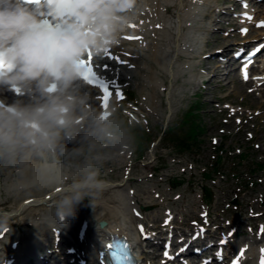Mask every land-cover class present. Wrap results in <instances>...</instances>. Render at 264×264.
<instances>
[{
  "label": "rangeland",
  "instance_id": "obj_1",
  "mask_svg": "<svg viewBox=\"0 0 264 264\" xmlns=\"http://www.w3.org/2000/svg\"><path fill=\"white\" fill-rule=\"evenodd\" d=\"M247 2L244 5L243 0H205L201 10L209 11L211 15H201L197 20L198 28L192 31L196 36L194 41L181 39L188 32L187 26L178 29L172 25L168 32L161 31V37H165L161 48L166 60H171L169 67L148 55L151 44L147 38L142 44H124L135 49L142 57L113 52L107 58V52L102 51L96 54L106 68L105 74L116 81L108 106L111 115L105 121L108 125L106 133H97L94 124V116L103 111L101 103L94 105L98 91L85 86L81 87L80 94L76 93V89L73 91L74 95L84 100L80 106L83 109L77 111V116L87 114L85 119L79 120L83 121L79 126L84 130L83 135L75 145L63 150V157L69 156V161L64 158L53 161L50 156L47 160L62 165V169L66 170L65 177L81 174L82 179L87 170L80 165L85 157L92 158L90 171L98 173L97 179L103 181L104 186L88 190L77 212L94 215L107 205L125 211L126 224L136 235V250L143 264H163L165 241L160 237H171L172 241L178 239L180 243L176 249L180 250L186 246L185 238H191L189 235L193 230L201 227L206 228L205 232L212 236L206 240L208 244H217L226 235L231 253H236L243 243L254 246L259 240L264 241V232L261 231L264 229V85H256L254 77L251 81L242 82L240 72L231 68H228V71L232 70L231 75L226 79L210 80L212 71L208 68L214 59L231 58L237 47L246 48L263 37L264 26L246 34L241 32L243 22L240 13L245 7L255 12L254 19L264 17V0ZM214 8H217L216 11H212ZM171 13L172 21L182 14L176 8H172ZM176 37H179V41ZM255 37L258 39H252ZM189 44L192 51L172 56L173 51ZM225 46L228 50L223 53L224 57L218 51ZM211 54L216 56L209 57ZM107 60H110L109 63H102ZM263 60L264 57L258 64L261 65ZM260 69L258 65L255 67L254 76ZM19 91L11 92L17 100L24 102L27 99L31 102L32 97L24 90ZM0 98L7 101L2 93ZM197 106L201 108L204 130L196 147L181 151L174 143L164 140V130L179 123L190 107ZM124 118L131 123L141 122L147 136L154 140L142 159L138 146L126 132L119 130V123ZM76 151L82 152V155L74 158L72 154ZM118 153L125 159V168L117 169L115 162L102 165L103 160H113ZM97 156L99 160L94 159ZM216 160L221 161L220 173L215 170ZM32 161L37 164L43 162L38 159ZM29 162L0 170V230L12 231L9 238L0 237V246L11 247V240L18 235L20 248H23L25 239L33 237L32 250L35 254L31 256L35 258V263L38 261L34 255L48 253L49 264H67L69 256L71 260L80 258L87 249V242H82L79 248L74 240L82 216L63 221L70 226L75 220L74 234L55 224L56 220H60L57 201L65 194L67 186L75 181L57 189L52 202L31 203L33 205L20 210L25 196L40 197L48 191L47 188L40 189L41 184L34 182L11 193L7 191L8 184L18 181L21 173V178H24ZM0 164L6 167V161H0ZM236 172L243 174V179L239 180ZM132 173L135 181H130ZM146 190L151 192L149 197ZM208 193L212 194V201H208ZM135 194L141 199L137 200ZM235 199L237 202L233 203ZM198 220H203V223L199 224ZM42 222L64 234L67 243H62V236L58 233L54 235L53 230L46 231ZM157 225L161 227L156 230L154 226ZM163 227L167 228L166 232ZM2 234L0 232V236ZM59 238L61 241L57 244ZM75 244L77 253L74 256L66 255L68 248ZM209 250L203 249L199 255L193 256V259L187 258L185 262L175 260L165 264H197L198 258L204 253L208 254ZM0 252L3 253L1 247ZM9 257L15 260L23 258L15 251L8 253L7 257H0V263Z\"/></svg>",
  "mask_w": 264,
  "mask_h": 264
},
{
  "label": "clouds",
  "instance_id": "obj_2",
  "mask_svg": "<svg viewBox=\"0 0 264 264\" xmlns=\"http://www.w3.org/2000/svg\"><path fill=\"white\" fill-rule=\"evenodd\" d=\"M136 0H0V90L21 88L31 103L16 100L0 104V161L24 165L36 158L33 182H57L55 161L62 139L77 131V116L84 100L73 94V85L82 79L80 64L91 50L99 54L132 22ZM107 114L94 116L97 133L107 132ZM73 157L82 152L76 151ZM94 159L99 160L100 157ZM86 175L67 186L57 201V215L74 217L90 189L104 182L90 171L92 158L80 165ZM23 174V173H21ZM18 181L14 187H22Z\"/></svg>",
  "mask_w": 264,
  "mask_h": 264
},
{
  "label": "bare ground",
  "instance_id": "obj_3",
  "mask_svg": "<svg viewBox=\"0 0 264 264\" xmlns=\"http://www.w3.org/2000/svg\"><path fill=\"white\" fill-rule=\"evenodd\" d=\"M205 2V0H136L135 3V7L134 9L131 11V14L128 12L125 13L126 15H130L133 17V20L131 23L128 24L127 28L122 32L119 33L117 36V42L109 44L108 46H106L103 50V52H107L110 54L111 53H116V54H123V55H136L138 57H142V55L139 54V52H136L135 49L129 48V47H125L126 45H124L127 42L130 43H139L142 44V42L144 41L145 38L148 39V41L151 44V48H150V52H149V56L152 58H158L161 65H165V66H170L171 60H166L165 55H164V50L161 48V46L163 45L164 41H165V37H161V31H165L168 32L169 29L175 26L178 29H181L183 26H187L188 27V32H186L184 34L183 37H181V39H185L186 42L188 41H194L196 39L195 34H192V31L198 28L197 25V20L199 19V17L201 15H211V12H205L201 10V6L202 3ZM172 8H176L178 10V12H181L182 14H178V16L176 17V21H172ZM217 8L212 9V11H216ZM244 11L246 12H252L251 9H245ZM170 14V15H168ZM251 19L249 20L248 18H242V21L244 22L243 28L244 27H248L252 25V22L254 21L255 25H257V21L254 20V16L250 15ZM264 21V17L262 18ZM216 20V19H214ZM253 30L256 29L255 27L252 28ZM132 36H137V39H133L131 38ZM263 37L261 38V40H264V33L262 35ZM177 41H179V37H176ZM252 39H257V37L252 38ZM260 40V42H262ZM120 44V46H119ZM183 44H185L183 42ZM191 44H189L188 46L185 47H180L178 49H176V51H173L172 56L175 54L176 56L179 55L181 52L182 53H186L187 51L192 49L190 48ZM228 50L227 46L222 48V53H225ZM158 52H161L160 54H158ZM217 53V51L215 52ZM92 54L96 57V53H94L93 51H89V53H87L86 57L90 58V59H94V57L92 56ZM102 56V55H101ZM211 56H216V55H210ZM230 59H228L227 61H229ZM107 63L109 62L108 60L106 61ZM225 62V61H224ZM221 60H217L214 59L212 61V65L208 68L211 69L212 71V78H210V80H224L227 77H229L231 75V71L227 72L225 70L226 68V62L224 63ZM261 66L258 64V61L255 62L254 65H252L251 69L249 70L250 76L248 78H251L253 75V69L255 66ZM264 66V64H263ZM259 73V74H258ZM258 76L255 77V81H256V85H263L264 84V68L258 72ZM242 82L245 81V78L242 77L241 79ZM115 82L114 80L109 81L108 80V87L109 89H111V91L109 90L108 93H104L100 91V95L96 98L97 102L94 103V105L101 103V107L103 108L102 113L108 111V106L109 104L106 103L107 98H109V94L112 92V88L115 86ZM248 82V81H245ZM75 87H73L72 91H74L76 89V93H81V87L85 86L84 83L82 81H77L75 82ZM259 89V88H258ZM16 90H21L23 91V89L21 88H17ZM12 90H8L7 88L3 90H0V95L1 93L5 95V97L7 98V101L5 102V99L0 98V104H11L14 101L17 100V97L13 95V93L11 92ZM112 96V95H111ZM32 102V100H31ZM29 102L27 99L24 100V103H31ZM80 109H83V107H80ZM83 123V121H79L78 125H77V131L71 136V137H66L64 139L61 140L60 145L57 148V152H56V156L55 158H64L65 161H69V156H65L63 157V150L69 146H73L75 145L80 139H81V135H83V131L82 129H80V124ZM122 155L120 153H118L115 156V159L111 160V159H106L103 160L101 163L102 165H109L112 162L116 163V168L121 170L122 168H125V159H123L121 157ZM36 159V158H33ZM32 159V160H33ZM30 161L29 164L26 166L25 168V175L24 178L21 174H20V178L18 179V181L23 183L22 187H14V184L18 181H12L11 183L8 184L7 191L8 192H12L13 190H19L20 188H24L26 187L29 183L33 182V166L36 165L37 163H35L34 161ZM6 167L2 164H0V170H4L6 168L12 167L13 165H8L7 163L5 164ZM15 166H19V164L15 165ZM55 166L57 169H59L58 172V176L60 177V179L57 182L48 184V185H42L40 189L43 188H47L48 191L47 193H45L44 195L38 197L35 195H27L25 196V198H23L21 204H20V210H24L26 207H28V205H33L34 203L37 202H42V203H49L52 202L55 198V195L57 193V189H60L61 186L63 184H66L68 182L71 181H76L77 179L81 178V174H77L76 176H71V177H65L66 176V170H63L62 165L60 164H56ZM66 169V168H65ZM133 173L131 174L130 177V181L134 180L133 177ZM135 181V180H134ZM145 193L148 195V197L150 196L151 192L149 190H146ZM2 195V190L0 188V197ZM136 195V194H135ZM134 195V197H135ZM154 198L156 199V195H154ZM136 199L140 200L141 198L139 197V195H136ZM33 203V204H31ZM1 206V204H0ZM125 211L121 210V208L117 207V206H110L107 205L105 208H103V210H99L97 213H95L94 215H91L89 213H85L84 215L79 214L78 212L75 213L74 216H82V220L80 221L79 227H77V234H74V230H76L75 226H76V222L75 220L73 221V223H71L70 226H67L63 223L64 220H66L68 222V218H64L61 219L59 217L60 220H56L55 224L58 226V228H63L65 229L67 232L73 233L75 235L74 240L76 241V243L78 244L79 248L81 247L82 242H84V240H82L81 236H80V231L82 230V228H86V232H85V236H83L84 238H88V244L89 249H90V253H92V256L94 257H90L94 262L91 264H96V263H102L104 260V256L102 255V246L103 244L106 242V238L108 240L111 239V235L112 234H123L125 236H129L132 243H134L135 245H138V241L136 238V235H134V233L132 232L131 227H129L126 224V215L124 213ZM101 219H106L108 221V225L105 228H99L97 226V222ZM199 219V218H198ZM199 224L203 223V220H198ZM45 226V230H53L52 233L55 234V232L57 231V229H53L49 224H45V222H42ZM50 226V227H49ZM161 227L159 225L154 226V228H158ZM164 228V227H163ZM203 231H207V230H203ZM201 231V229H196L193 230V232L191 233V238L187 237L186 242H188V245L186 246L185 249H182V251L185 252V254H192V250L191 248H197L198 250L202 251L203 249H209L210 247L214 246H210L208 243H206V240L204 239L205 237L209 236L208 233ZM0 232H3L2 236L3 238H9L12 235V231H7V230H0ZM47 234V233H46ZM176 235V232L173 234V236ZM62 243H67V237L62 234ZM150 239V238H149ZM152 239V238H151ZM150 239V240H151ZM169 240V239H168ZM35 241V239L33 237H29L27 239H25V245L23 248H20V240H19V236L16 235L15 239L11 240V245L13 243H18L16 248H12V247H3L0 246L1 249L3 250V253H6V255L8 253H17V251L19 252V254L21 253L23 255V258L20 259V262H18L19 264H49V255L48 253L43 254L42 256H39L37 259L38 263H35L32 257H30V251L31 253L34 252V250H32L33 247V242ZM2 243V241L0 240V244ZM180 243V241H178V239L173 240L172 241V248L174 250H176L178 244ZM10 245V246H11ZM194 245V246H193ZM14 246V244L12 245ZM255 247V248H253ZM165 248V247H164ZM245 248L244 251V255H243V259L241 260V264H260V258H261V249H264V241L255 244L254 246H246L243 243V245H241L237 252L235 253L234 258L237 256L238 252L240 251V249ZM191 250V251H190ZM1 254V252H0ZM18 254V255H19ZM4 256V255H3ZM1 256V257H3ZM28 257V258H27ZM12 258V257H10ZM9 258V259H10ZM214 258V257H213ZM5 260L3 261L1 264H5L7 263V261L9 260ZM212 259V258H209ZM168 261V260H167ZM163 264H165V262H161Z\"/></svg>",
  "mask_w": 264,
  "mask_h": 264
},
{
  "label": "trees",
  "instance_id": "obj_4",
  "mask_svg": "<svg viewBox=\"0 0 264 264\" xmlns=\"http://www.w3.org/2000/svg\"><path fill=\"white\" fill-rule=\"evenodd\" d=\"M119 123V130L126 132L134 143L139 147V155L142 157L148 150L149 144L153 141L147 136L146 129L139 123L131 124L126 118ZM119 122L117 118V123ZM204 127L200 118V108H190L179 123L170 126L166 130L164 140L174 143V145L181 151H187L192 147H196L198 138L201 136ZM221 160V157H219ZM243 159L245 157H242ZM218 160L217 164L220 163ZM237 178L241 180L242 174H236Z\"/></svg>",
  "mask_w": 264,
  "mask_h": 264
},
{
  "label": "snow or ice",
  "instance_id": "obj_5",
  "mask_svg": "<svg viewBox=\"0 0 264 264\" xmlns=\"http://www.w3.org/2000/svg\"><path fill=\"white\" fill-rule=\"evenodd\" d=\"M249 20L251 19V17H247ZM259 26H264V22H261V24ZM243 33L247 32V29H242ZM262 50H264V44H261L259 46H257L254 50L248 52L245 54V64L243 66V73H244V78L248 79V73H247V67L248 64L251 63V61L249 60V57L252 56H256L258 53H262ZM118 59V58H117ZM107 67V66H106ZM111 91V89H109ZM141 231H143V228L141 227ZM201 231H203V229H201ZM262 232H264V229L261 230ZM221 243H227L226 240H222ZM244 249H242L241 251L238 252L237 256L234 258L233 260V264H241V260L243 259V255H244ZM165 256H169V254L167 252H165ZM171 258V257H169ZM260 264H264V249H261V258H260Z\"/></svg>",
  "mask_w": 264,
  "mask_h": 264
},
{
  "label": "water",
  "instance_id": "obj_6",
  "mask_svg": "<svg viewBox=\"0 0 264 264\" xmlns=\"http://www.w3.org/2000/svg\"><path fill=\"white\" fill-rule=\"evenodd\" d=\"M107 225V221L106 220H101L100 222H99V226L100 227H105Z\"/></svg>",
  "mask_w": 264,
  "mask_h": 264
}]
</instances>
